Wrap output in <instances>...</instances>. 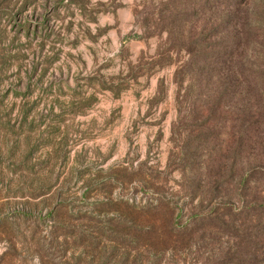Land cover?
<instances>
[{
    "label": "rangeland",
    "instance_id": "obj_1",
    "mask_svg": "<svg viewBox=\"0 0 264 264\" xmlns=\"http://www.w3.org/2000/svg\"><path fill=\"white\" fill-rule=\"evenodd\" d=\"M0 264H264V0H0Z\"/></svg>",
    "mask_w": 264,
    "mask_h": 264
}]
</instances>
